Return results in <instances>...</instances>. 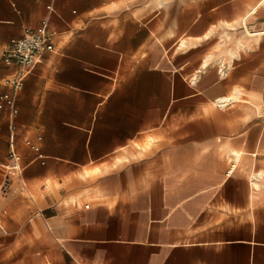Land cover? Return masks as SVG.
<instances>
[{"label":"crops","instance_id":"0c3cea01","mask_svg":"<svg viewBox=\"0 0 264 264\" xmlns=\"http://www.w3.org/2000/svg\"><path fill=\"white\" fill-rule=\"evenodd\" d=\"M43 21L19 89L0 54V264H264V0H0V52Z\"/></svg>","mask_w":264,"mask_h":264},{"label":"built area","instance_id":"2783aa9c","mask_svg":"<svg viewBox=\"0 0 264 264\" xmlns=\"http://www.w3.org/2000/svg\"><path fill=\"white\" fill-rule=\"evenodd\" d=\"M52 50L53 37L48 32L46 21H43L36 29H26L21 37L11 39L8 46L2 49L0 54L6 64H16L21 67L20 71L11 81L14 89L17 90L21 87L27 74L34 69L46 52ZM3 98L9 104L13 101L8 95H4ZM27 144L31 149L38 152V146L31 144L29 141ZM8 157L10 163L6 166V169L17 176H21L23 167L13 142L9 144ZM85 206L88 207V205Z\"/></svg>","mask_w":264,"mask_h":264},{"label":"bare ground","instance_id":"6f19581e","mask_svg":"<svg viewBox=\"0 0 264 264\" xmlns=\"http://www.w3.org/2000/svg\"><path fill=\"white\" fill-rule=\"evenodd\" d=\"M242 24H244V22L242 21H239L237 23V26H242ZM229 26H234V25H230V24H227ZM245 28H244V31H243V34L240 35L239 37H236L234 39V43H235V49L232 51L231 48H227L225 49L224 51H222V53L226 54V56L228 57V60L224 59L223 55H220L218 58L216 59H213L212 57H207V59L204 61L203 63V66L206 67L208 64H217L219 67H220V72L222 75H225V70L222 69V68H227L229 69V66L231 64V57L232 56H236L237 53H238V50L240 48L242 49H246L248 46L246 44V41L247 39H251V40H254V41H257L259 39H261L262 35H263V32L262 31H249L248 28H247V25L244 24ZM234 28V27H233ZM213 32V31H211ZM210 34H213V33H207L206 35L209 36ZM219 37L220 39L222 40V42H227V41H230L231 40V37H232V33L227 30L226 28L222 31V33L219 34ZM198 44V42H194V43H189L187 44L185 41H181L179 46L180 47H194ZM236 47L238 49H236ZM212 59V61H210ZM234 98H236V95L234 96ZM233 98H231L232 100ZM230 102V98H223L221 100H218L216 101V103H219L220 105H227L228 103Z\"/></svg>","mask_w":264,"mask_h":264},{"label":"rangeland","instance_id":"374dc122","mask_svg":"<svg viewBox=\"0 0 264 264\" xmlns=\"http://www.w3.org/2000/svg\"><path fill=\"white\" fill-rule=\"evenodd\" d=\"M221 52V51H220Z\"/></svg>","mask_w":264,"mask_h":264}]
</instances>
